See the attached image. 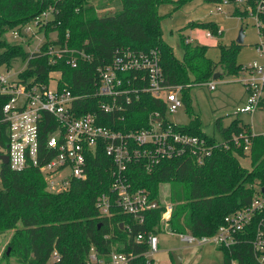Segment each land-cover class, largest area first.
<instances>
[{
	"label": "trees",
	"instance_id": "16d2710c",
	"mask_svg": "<svg viewBox=\"0 0 264 264\" xmlns=\"http://www.w3.org/2000/svg\"><path fill=\"white\" fill-rule=\"evenodd\" d=\"M189 1L100 0L98 4L95 0H0V67L9 68L14 60L23 58L27 65L20 72L21 77L36 76L44 82H49L56 72H60L59 85L83 97L79 101L83 106L81 112H100L97 107L100 97L94 96L98 68L110 63L119 49L157 50L166 84L185 86L182 92L185 103L188 101L186 91L193 84L208 83L214 75L221 77L222 73L217 71L219 65L224 66L228 74H238L243 66L236 59L240 43L220 45L221 59L215 62L206 56V45H192L181 35L183 56H176L173 46L163 39V15L158 8L162 3H171L173 10H177ZM204 1L217 3L223 0ZM249 3L253 4V0ZM110 4L116 5L114 12L100 15L99 10ZM51 6L55 8L54 18L41 24L39 29L48 38L51 32H56L57 37L46 39L38 51L30 52L23 43L10 42L5 37L8 31L21 30ZM233 13L248 15L247 10L236 9ZM191 24L194 25L189 22ZM200 24L214 31L218 27L213 21ZM259 28L264 37V25ZM52 45L68 48L55 63L50 61ZM74 56L78 58L76 67L70 62ZM6 99L7 95H0V146L4 148L8 145L7 123L2 116ZM261 105L264 108V99ZM155 111H160L168 121L166 103L143 92L128 105L123 118L102 114L103 123L123 132L147 128ZM198 118L191 117L190 124H177L174 128L206 138L212 152L205 155L202 162L195 155L186 153L165 158L152 169L144 166L143 159L130 163L127 174L132 186L146 190L151 198L161 202L157 208L143 213V222L120 211L116 204L112 216H100L96 201L101 194L111 192L115 167L104 146L88 155L87 176L72 179L69 187L59 192L48 189L38 168L13 170L8 163L2 162L0 235L12 232L7 244L10 253L6 252L5 257H14L20 264H87L91 248L96 247L101 255L113 249L132 252L134 257L129 264H154L146 255L147 235L161 232L160 221L166 210V203L160 198L163 183L170 185L167 197L172 204L171 231L198 236L213 234L226 215L250 202L256 192L254 184L257 181L264 183V134L251 135L249 124L238 117L226 127L218 121L223 144L201 129ZM244 129L252 139L250 169L240 160L247 156L243 145L238 146L233 139L234 134H240ZM139 234L145 235L144 240L137 241ZM223 252L222 262L208 264H233L235 259L241 264H254L247 244Z\"/></svg>",
	"mask_w": 264,
	"mask_h": 264
},
{
	"label": "built area",
	"instance_id": "2783aa9c",
	"mask_svg": "<svg viewBox=\"0 0 264 264\" xmlns=\"http://www.w3.org/2000/svg\"><path fill=\"white\" fill-rule=\"evenodd\" d=\"M219 4L231 5L233 11L247 10L259 27L264 25V0H253V4L249 0H223L217 2L216 7V10L222 11L223 7ZM54 9L51 6L43 11L21 30L29 32L34 27L39 29L41 24L54 18ZM21 30L16 28L14 32L19 35ZM221 34L222 29L219 27L215 31L210 29L205 32L208 38H219ZM258 50L264 56V37L258 44ZM67 51L66 46H50V61L55 63ZM80 54L87 57L82 51ZM70 62L73 67L78 66L76 56ZM244 68L248 73L242 79L246 86V99L236 108L237 113L263 108L264 62L255 60ZM20 72L16 77L9 71L0 72V95H7L6 102L2 105V116L8 130V145L6 148L0 146V155L9 156L8 164L13 170L38 168L48 189L59 192L67 189L72 179L87 176L88 155L104 146L106 153L113 158L115 167L112 170L111 192L101 194L96 201L102 217L112 216V208L116 204L120 211L143 222L146 210L161 205L146 190L132 186L127 174L130 163L143 159L144 166L152 169L165 158L191 153L202 162L203 157L212 152V146L207 144L206 138L175 129L174 125L177 123L169 119L166 121L160 111L152 114L149 127L129 132L115 130L103 123L102 114L119 118L128 105L143 92L162 99L166 103L167 116L184 105L182 92L185 86L166 84L157 50L147 52L119 49L110 63L98 68L94 96L100 97L97 105L100 112H81L83 106L79 101L83 97L59 85L57 77L60 72H56L49 82L38 80L36 76L23 78ZM208 84L212 90L217 86L215 80ZM251 135L244 129L242 133L233 136L238 146L243 145L247 156L251 152ZM219 140L224 144L222 136ZM254 188L256 192L250 202L226 215L213 234L198 236L182 232L178 233L180 239L199 246L212 243L223 250L247 244L252 262L264 264V183L257 181ZM164 203L166 210L161 220L166 225L165 229L171 231L169 218L172 204ZM144 238V234H139L136 239L142 241ZM147 243L149 247L146 255L157 253L160 245L158 233H149ZM133 257L132 252L117 249L101 255L96 247H92L87 264H129ZM53 258H57L56 252L53 253ZM234 262L240 263L238 259L233 260V264Z\"/></svg>",
	"mask_w": 264,
	"mask_h": 264
},
{
	"label": "rangeland",
	"instance_id": "374dc122",
	"mask_svg": "<svg viewBox=\"0 0 264 264\" xmlns=\"http://www.w3.org/2000/svg\"><path fill=\"white\" fill-rule=\"evenodd\" d=\"M99 4L100 0H95ZM223 7L222 11L216 10L217 3H209L204 0H191L181 8L173 10L171 3H162L159 5V13L163 15L161 26L163 30V39L173 46L178 58L183 56V47L181 41L185 36H189L192 45H206V56L215 62L221 59L220 45L238 44V37L241 29L243 30V42L240 43L237 54V63L244 67L255 60L263 63L264 56L258 50V44L262 40L260 28L255 19L251 16H239L233 13V6L219 4ZM116 5L110 4V7L100 9L99 14L113 13ZM172 12L171 14H168ZM216 22L222 29L219 38H208L205 35L206 30H210L200 23ZM189 22L194 25H189ZM15 29H11L5 34L10 42L23 43L24 47L32 52L36 51L46 39L56 38V32H51L49 38L43 31L33 28L32 31L23 32L16 35ZM195 45V46H196ZM27 62L23 58H18L12 62V65L0 67V72L11 73L13 77L26 67ZM239 69L238 74H228L226 68L222 65L217 67V71L222 73L218 76L217 86L210 89L209 82L204 84H193L186 91V100L182 107L175 113L168 114L171 122L186 125L190 124L191 117H199L201 129L208 135H213L217 140L221 133L218 127V121L226 127L235 118H240L244 123L249 124L254 135L264 134V108H257L253 112L236 113V108L246 99V86L242 79L248 75L244 67ZM242 164L250 169L251 160L249 156L240 158ZM2 161L0 160V171ZM170 185L163 183L160 186V198L168 202V190ZM163 220L160 221V230L158 233L160 245L159 251L154 255L148 254L147 258L152 259L154 264H174L173 254H182L183 264H208L219 263L224 260V252L212 243L196 245L184 242L180 239L178 233L165 229ZM164 228V229H163ZM12 232L0 235V264H20L14 257H5L6 252L10 250L7 246ZM10 253V251H9ZM234 264H240L234 262Z\"/></svg>",
	"mask_w": 264,
	"mask_h": 264
},
{
	"label": "water",
	"instance_id": "95a60500",
	"mask_svg": "<svg viewBox=\"0 0 264 264\" xmlns=\"http://www.w3.org/2000/svg\"><path fill=\"white\" fill-rule=\"evenodd\" d=\"M243 38H244V35H243V30L241 29L240 31V35L237 39L238 43H242L243 42ZM214 79H217L218 76L217 75H214L213 77ZM0 159L2 160V162L4 163H8L9 162V156L6 155V154H2L0 155ZM10 251V250H9ZM9 251L7 252L9 254ZM183 255L182 254H178V253H174L173 254V259H174V264H182L183 263Z\"/></svg>",
	"mask_w": 264,
	"mask_h": 264
},
{
	"label": "crops",
	"instance_id": "0c3cea01",
	"mask_svg": "<svg viewBox=\"0 0 264 264\" xmlns=\"http://www.w3.org/2000/svg\"><path fill=\"white\" fill-rule=\"evenodd\" d=\"M185 38L186 39H188L189 40V36H185ZM190 41V40H189ZM190 43H191V41H190ZM196 45V44H195ZM203 45V44H202ZM213 80H215V79H213ZM216 81V80H215ZM217 82V81H216ZM246 92V91H245ZM184 259V258H183ZM183 264V263H182Z\"/></svg>",
	"mask_w": 264,
	"mask_h": 264
}]
</instances>
